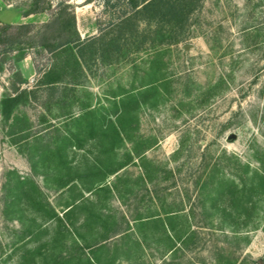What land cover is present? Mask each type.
Instances as JSON below:
<instances>
[{"label": "rangeland", "instance_id": "374dc122", "mask_svg": "<svg viewBox=\"0 0 264 264\" xmlns=\"http://www.w3.org/2000/svg\"><path fill=\"white\" fill-rule=\"evenodd\" d=\"M60 4L85 40L108 42L131 12L127 0H0V24L39 26ZM195 6L178 41L125 44L76 87L42 84L43 50L1 54L0 264H76L77 243L81 264H264V0ZM17 177L64 224L26 198L7 212ZM170 215L172 241L159 224Z\"/></svg>", "mask_w": 264, "mask_h": 264}, {"label": "trees", "instance_id": "16d2710c", "mask_svg": "<svg viewBox=\"0 0 264 264\" xmlns=\"http://www.w3.org/2000/svg\"><path fill=\"white\" fill-rule=\"evenodd\" d=\"M92 1L88 0V2ZM127 4L131 8V12L125 14L115 25L116 27L113 29L115 36L113 34L110 35L111 33L108 34V42L104 41L105 38H99L98 40H95V38L83 39L77 28L75 10L70 4H60L58 8L52 10L50 20L39 26L32 23L0 24V56L19 49H26L25 47L43 50L52 56V61L49 69L43 72L44 83L42 84L49 87L48 89H54L52 88L54 85L63 82L71 87H76L83 85L92 70L93 62L109 63L113 54L121 52L125 44L140 40L139 44L141 46L139 48H141L152 33H155V38L161 43L178 41L180 39L178 38L180 37L178 33L188 22L191 11L196 7L197 0H127ZM41 10L42 8L35 4L30 14ZM140 35L143 36L142 39L138 38ZM97 41L102 42L99 50L96 47ZM1 69L2 66L0 64ZM149 92L150 90H146L143 93L147 94ZM129 97L131 99L133 96ZM135 99L137 98L135 97ZM135 99L133 101L136 102L137 100ZM17 101V96L5 98L3 111L8 114L9 107ZM121 104L124 108L131 105L130 102L127 105L125 100H122ZM113 129L115 135L120 136V130L116 124ZM66 140L70 142L71 135L66 137ZM73 182L74 180L69 178L65 181L64 186H68ZM16 185L14 187H19L17 188L18 191H16V198L7 199L5 202V210L7 212L10 210L11 205L16 204V200L19 202L26 198L28 202L30 200L33 205L45 210L47 220L56 219L61 224H64L62 217L56 213L48 202L44 203L42 200H35L40 199L39 195H41V192L34 183L27 185L17 177ZM14 187H11L8 182L5 188L10 192L15 189ZM73 209L74 207L64 213L66 222L71 221L70 216L74 212ZM173 223L171 215L167 221H159V224L165 230L167 238L171 239V241L170 232L175 231ZM77 246L80 248L81 254L78 256L79 262L76 264H81L83 251L78 243ZM37 251H39V248ZM72 259H74V256H71L70 259L58 256L57 259H54L49 264H69ZM87 264L104 263L101 261L100 256L95 254L92 259H87Z\"/></svg>", "mask_w": 264, "mask_h": 264}]
</instances>
